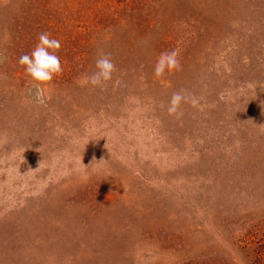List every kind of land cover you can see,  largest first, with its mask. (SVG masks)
I'll list each match as a JSON object with an SVG mask.
<instances>
[{"label": "rangeland", "instance_id": "1", "mask_svg": "<svg viewBox=\"0 0 264 264\" xmlns=\"http://www.w3.org/2000/svg\"><path fill=\"white\" fill-rule=\"evenodd\" d=\"M0 54V264H264V0H0Z\"/></svg>", "mask_w": 264, "mask_h": 264}, {"label": "clouds", "instance_id": "2", "mask_svg": "<svg viewBox=\"0 0 264 264\" xmlns=\"http://www.w3.org/2000/svg\"><path fill=\"white\" fill-rule=\"evenodd\" d=\"M61 43L58 39L51 38L49 34L39 35L38 43L30 54L19 57L18 63L25 66L24 70L31 80L35 83V101L39 104L45 103V91L42 87L53 81L54 77L59 76L64 71L59 55ZM180 51L174 48L170 51L162 52L154 65V76L162 77L166 72H172L180 67ZM4 57L0 54V61ZM116 66L108 55H101L95 61V71L84 77V82L93 87H101L112 80ZM189 97L182 92H174L167 106L169 115L179 116L182 103L187 102Z\"/></svg>", "mask_w": 264, "mask_h": 264}]
</instances>
